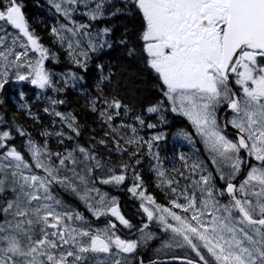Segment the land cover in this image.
<instances>
[{
    "label": "snow or ice",
    "instance_id": "1",
    "mask_svg": "<svg viewBox=\"0 0 264 264\" xmlns=\"http://www.w3.org/2000/svg\"><path fill=\"white\" fill-rule=\"evenodd\" d=\"M50 3L72 25L53 28L52 34L62 44L67 42L69 56L85 71L89 50L95 53L112 47L108 40L112 29L104 27L94 33L92 24L76 23L73 14L81 12L95 22L106 15L137 13L141 18L139 54L161 82L170 111L187 118L209 153L215 175L200 159L184 155L179 157L183 170L172 169L176 176L158 170V187H166L172 194L170 206L157 203L144 190L141 176H133L128 191L141 200L147 221H157L165 233L171 234L164 247L187 248L198 258L186 259L183 264H264V0H123V7H112L114 0ZM22 9L19 0H0V91L12 80L40 90L61 91L45 68L49 50L30 30ZM8 26L17 31H9ZM85 41L87 50L82 47ZM135 51L130 49L129 55ZM97 68V88L103 95L101 85L112 74L104 75L102 64ZM98 103L107 105L99 115L110 126L121 109L129 111L114 96L102 100L90 97V110L97 112ZM161 108L162 103H158L146 111L155 114ZM221 110L231 113L225 117V127L236 130L234 139L219 123ZM53 114L79 135L74 116L59 111ZM136 119L145 126L144 118ZM120 127L130 128L134 134L120 136L125 144L140 145L143 137L137 138V128L125 124ZM146 127L154 129L157 125L147 123ZM112 131L118 129L112 126ZM18 134L28 135L22 128ZM180 134L191 141L190 134L183 130ZM164 138L160 133L146 141L157 160L159 153L152 150ZM12 139L10 131H0V264H133L134 260L135 264H144L143 258L136 256L141 243L155 238L145 232L148 223L138 229V240L124 239L111 219L103 228H93L82 214L54 194L55 186L71 190L96 219L113 217L119 225L132 229L116 200L90 187L95 183L91 174L103 167L94 155L79 147L82 158L78 160L71 151L66 155L53 153L47 144L40 146L29 137L30 159H26L9 145ZM115 143L118 152H128L119 140ZM130 155L137 156L138 152L133 150ZM69 162L74 166L71 169ZM78 165H83L79 171ZM122 167L125 171L132 168L129 164ZM69 171L72 176L65 174ZM242 173L243 178L238 179ZM217 179L222 187H218ZM125 180V174H112L100 183L118 186ZM181 180L188 183L181 187Z\"/></svg>",
    "mask_w": 264,
    "mask_h": 264
},
{
    "label": "trees",
    "instance_id": "2",
    "mask_svg": "<svg viewBox=\"0 0 264 264\" xmlns=\"http://www.w3.org/2000/svg\"><path fill=\"white\" fill-rule=\"evenodd\" d=\"M19 2L23 5L22 10L30 30L49 50L50 58L45 61V68L53 74L54 86L62 90L47 89L38 93V89L30 83L11 81L3 91H0V131H10L13 139L9 145L15 146L25 156L29 137L40 146L47 144L48 149L53 153L66 155L68 151H74L79 154V147L85 148L106 168L126 175L122 187L117 191L113 189L110 191L117 196L121 214L129 220L133 228L126 229L116 221L117 234L124 239L137 240L138 229L147 222L149 228L164 232L160 227L147 221L140 207V201L127 191L133 185L134 174L138 173L141 176L143 188L147 194L152 195L158 203L170 206L172 194L166 187H158L160 184L157 174L159 167H163L167 172L166 176H176V172L172 169L175 166L183 170L179 157L184 155L200 159L205 168L212 171L214 175L216 170L211 164L207 149L203 147L200 137L196 135L195 129L183 117L170 111L169 103L161 89V82L156 74L146 66L139 54L141 49V42L138 39L141 30L140 16L135 12H121L116 16L106 15L105 18L92 22L81 12H77V22L92 24L91 30L94 33L104 27L112 29L111 35L108 37L112 47H106L103 51L95 53L89 50L90 59L87 61L88 66L85 71L78 67L69 56L67 44H62L58 37L52 34V29H58L61 23L60 21L56 22L58 16L55 10L45 0H19ZM112 7H123V0H114ZM111 10L112 8L109 9V11ZM73 18H75L74 15ZM121 40L126 43H121ZM133 48L136 51L129 55L130 49ZM80 59L83 62V57ZM98 64L104 66V75H108L109 72L112 74L110 79L101 85L103 95L97 88V83L100 80ZM70 76H75L78 79L72 80ZM66 78H68L67 81ZM113 96L123 105H127L129 111L125 113L124 109H121V115L116 117L110 126L99 115V110L107 108V105L98 103V111L93 112L90 110L89 98L102 100L105 97ZM50 97L53 100H63L64 102L53 104ZM158 103H162L160 113L150 114L146 111L148 107ZM46 108L49 111L46 112ZM54 111L74 116V124L79 135L71 130L66 121L55 116ZM109 111L113 110L109 109ZM161 115L164 117L163 120H161ZM137 116L144 118L146 124L154 123L157 127L148 129L146 124L142 127L136 119ZM121 124L137 128L135 135L137 138L143 137L140 145L129 146L125 144L124 139H120L121 135L125 138L134 135L130 128L120 127ZM112 126L116 127L118 132H113ZM20 128L28 135L20 136L18 134ZM181 130L190 134L192 138L190 146L183 143L184 141L177 136ZM44 133H48V135H44ZM57 133L63 135H57ZM160 133H163L165 138L155 143L152 150L153 153H159L157 160L149 152L146 141H150L153 135ZM116 140H119L122 147L128 148V152H118ZM101 141L104 143L102 144ZM133 150L138 152L137 156L130 155ZM137 160L140 161L139 164H136ZM124 164L131 165L135 172L132 171V168L127 171L123 170ZM242 177L243 173L238 179H242ZM177 178L179 179L178 176ZM187 183V181L181 180L180 186L183 187ZM216 183L218 187L223 186V183L218 179ZM58 196L90 222L101 224L98 221H93L84 207L70 194L61 192ZM103 223L104 221H102ZM160 238H164V233H158L155 242L144 246L140 245L136 259L143 258L144 264H153V262L155 264H183L175 261V258H156L153 255V247L162 243ZM133 264H135V260Z\"/></svg>",
    "mask_w": 264,
    "mask_h": 264
},
{
    "label": "rangeland",
    "instance_id": "3",
    "mask_svg": "<svg viewBox=\"0 0 264 264\" xmlns=\"http://www.w3.org/2000/svg\"><path fill=\"white\" fill-rule=\"evenodd\" d=\"M47 2H49V0H46ZM67 26V25H66ZM9 29V28H8ZM58 29L59 30H61V27H58ZM10 30V29H9ZM10 31H12V30H10ZM15 30H13L12 32H14ZM16 32V31H15ZM14 32V33H15ZM65 36H68V35H70V34H68V33H66V32H64L63 33ZM67 44V43H66ZM82 47H84L85 48V50H87L86 49V41H85V43L84 44H82ZM33 55H36V54H33ZM71 77V79H72V76H70ZM67 79L68 78H66V81H67ZM73 80V79H72ZM12 81H15V80H12ZM41 91H44V90H40V89H38V93H40ZM42 93V92H41ZM50 100H52L53 101V99H52V97H50L49 98ZM52 103V102H51ZM169 108H170V105H169ZM224 110H221L219 113H218V119H219V123H220V125H221V127H222V122H224L223 123V127L224 128H226L225 127V118H221V115H222V112H223ZM230 115H231V113H229V114H226V116H229L230 117ZM223 116V115H222ZM225 116V117H226ZM184 117V116H183ZM186 120H187V118L186 117H184ZM189 122V121H188ZM190 123V122H189ZM190 125H191V123H190ZM192 126V125H191ZM228 126H230V125H228ZM193 127V126H192ZM231 127V126H230ZM194 128V127H193ZM182 141H184L183 143H185V144H187L188 146H190V144L189 143H191V141H189V139H187V138H185V137H183L181 134H178L177 135ZM229 137V136H228ZM234 137V136H233ZM230 138V137H229ZM201 139V138H200ZM232 139H234V138H232ZM191 140H192V138H191ZM201 143H202V145H203V147H205V145H204V143L202 142V140H201ZM206 148V147H205ZM26 149H27V146H26ZM69 152V151H68ZM67 152V153H68ZM71 152H73V155L74 156H76L77 157V159L79 160L80 158H82V156H81V154L79 153V154H77L76 152H74V151H71ZM242 154V153H241ZM26 159H30V155H29V153L28 152H26ZM91 163H95L94 161L93 162H91ZM103 165V164H102ZM74 166L69 162L68 163V168L69 169H71V168H73ZM77 167V171H79L80 170V168H82L83 167V165H78V166H76ZM159 170H163L164 171V169H163V167H159ZM37 171H39V170H37ZM246 171V170H245ZM165 173L167 174V172L165 171ZM66 175H68V176H72L73 175V173L71 172V171H69V172H67V173H65ZM112 174H118V173H116L115 171H113V170H110V169H108V168H106L104 165H103V167H101V168H98V169H95L94 171H93V173L91 174V179L92 180H94L95 181V183L94 184H90V187H95V188H98L99 190H100V193L101 194H106L107 195V197L108 198H114L115 200H116V202L118 203V198H117V196H115L114 194H112L111 193V189H113L114 191H117L118 189H120L121 187H122V184L121 185H114V184H110V185H105V184H102V183H100V180L102 179V178H110L111 177V175ZM243 178V177H242ZM74 183H76L77 185H79V181L78 180H74L73 181ZM128 191V190H127ZM61 192H64V193H68V194H70L71 196H73L76 200H78V202L84 207V209L86 210V212H87V214L90 216V218L93 220V221H98V222H100L101 224H96V223H94V222H90L89 220H87L86 218H85V221H87L88 223H90L91 225H92V227L93 228H103L104 226H105V222H106V220H108V219H111L113 222H116L115 221V218H113V217H101L100 219H96L93 215H92V213L88 210V208H87V206L85 205V203L83 202V201H81L80 199H79V197L75 194V193H73L71 190H66V189H64V188H61V187H59V186H55L54 187V194L59 198V199H61L62 201H63V203L66 205V206H68L70 209H72V210H75L69 203H67V202H65L61 197H59L58 196V194L59 193H61ZM130 193V192H129ZM131 194V193H130ZM92 195L93 196H96V193L95 192H93L92 193ZM132 195V194H131ZM133 196V195H132ZM139 201H140V204H141V200L138 198V197H136ZM182 202V201H181ZM158 203V202H157ZM160 204V203H159ZM162 205V204H161ZM164 206V205H163ZM76 211V210H75ZM178 212H179V210H177ZM77 212V211H76ZM144 215H145V217H146V214L144 213ZM102 221H104V223L102 224ZM118 222V221H117ZM119 223V222H118ZM151 224L152 225H154V226H156V227H161L160 225H159V223L157 222V221H152L151 222ZM162 229V228H161ZM145 232H151L152 234H154V239H152V240H149L147 243H141V246H144V245H146V244H148V243H153V242H155V240L158 238V233H164V238H160V240L162 241V243L159 245V246H154L153 247V251H154V253H153V255L156 257V258H160V257H168V256H171V257H174V256H181V257H189V258H192L193 260H197L198 258L197 257H195V254L193 253V252H191V250L190 249H187V248H184V249H179V248H166V247H164V243L166 242V241H168L169 240V237H170V233H165V232H161L159 229H155V230H153L152 228H148V229H145ZM138 238H140V233H138ZM138 238H137V240H138ZM126 239V238H125ZM128 240H130V239H128ZM101 255H103V254H101Z\"/></svg>",
    "mask_w": 264,
    "mask_h": 264
},
{
    "label": "flooded vegetation",
    "instance_id": "4",
    "mask_svg": "<svg viewBox=\"0 0 264 264\" xmlns=\"http://www.w3.org/2000/svg\"><path fill=\"white\" fill-rule=\"evenodd\" d=\"M45 1H46V0H45ZM46 2H47V1H46ZM47 3H48L49 6H51V7L55 10V8L52 6V3H50V0H49V2H47ZM55 12H56V10H55ZM56 15L58 16V20H57L56 22H59V21L61 22L59 27H61V25H65V26L67 25L68 27H71V26H72L71 23H70L67 19H65V17H64L63 15H61L60 13H57V12H56ZM73 15H74V17H75V18H74L75 22H76V23H79V22H77V20H76V17H78V14L74 13ZM8 28H9L10 30L13 31V29H11L10 26H8ZM9 29H8V30H9ZM10 30H9V31H10ZM58 30H59V29H58ZM15 31H17V30H15ZM15 31H14V32H15ZM58 39H59V38H58ZM64 43H67V42L65 41ZM229 113H230V112L223 111V112H222V115H223V116L221 115V118H222V117L225 118L226 114H229ZM223 123H224V122H222V128H224V127H223ZM231 128H232V127H230V126L227 125L226 128H224V131L227 133V135H228L230 138H235V133H236V131H235L233 128H232V129H231ZM233 130H234V131H233ZM233 136H234V137H233Z\"/></svg>",
    "mask_w": 264,
    "mask_h": 264
},
{
    "label": "bare ground",
    "instance_id": "5",
    "mask_svg": "<svg viewBox=\"0 0 264 264\" xmlns=\"http://www.w3.org/2000/svg\"><path fill=\"white\" fill-rule=\"evenodd\" d=\"M232 129V128H231ZM148 223V222H147ZM152 227H154V226H152ZM161 228V227H160ZM135 238V237H134ZM139 239V238H138Z\"/></svg>",
    "mask_w": 264,
    "mask_h": 264
}]
</instances>
